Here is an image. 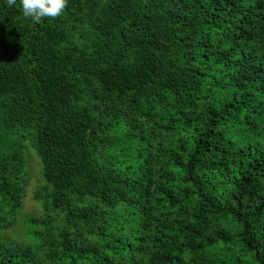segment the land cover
<instances>
[{
	"label": "trees",
	"instance_id": "1",
	"mask_svg": "<svg viewBox=\"0 0 264 264\" xmlns=\"http://www.w3.org/2000/svg\"><path fill=\"white\" fill-rule=\"evenodd\" d=\"M0 264H264V0H0Z\"/></svg>",
	"mask_w": 264,
	"mask_h": 264
},
{
	"label": "clouds",
	"instance_id": "2",
	"mask_svg": "<svg viewBox=\"0 0 264 264\" xmlns=\"http://www.w3.org/2000/svg\"><path fill=\"white\" fill-rule=\"evenodd\" d=\"M69 0H19L23 16L39 23L45 18H57L67 8ZM9 6L17 4V0H8Z\"/></svg>",
	"mask_w": 264,
	"mask_h": 264
},
{
	"label": "rangeland",
	"instance_id": "3",
	"mask_svg": "<svg viewBox=\"0 0 264 264\" xmlns=\"http://www.w3.org/2000/svg\"><path fill=\"white\" fill-rule=\"evenodd\" d=\"M28 143V146H29V155L27 154V170L28 172L32 171V173L34 175H39L40 172H41V179H42V182H44V179L42 177V174H43V166H42V163H40V160L38 158V156L36 155V152L34 150V148L31 146V143L30 141L27 142ZM29 157H30V163H29ZM32 167V169H31ZM33 176V178L35 179L36 177ZM37 181H32V183H30V187H29V191H28V194L25 198V209L24 211L26 213H29V212H37V213H40V204L39 202L35 201L34 200V193H35V190L37 188Z\"/></svg>",
	"mask_w": 264,
	"mask_h": 264
}]
</instances>
